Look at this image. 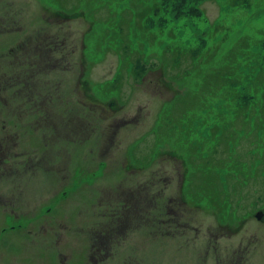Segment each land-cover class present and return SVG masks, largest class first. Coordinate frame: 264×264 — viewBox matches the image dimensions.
<instances>
[{
	"label": "rangeland",
	"instance_id": "rangeland-1",
	"mask_svg": "<svg viewBox=\"0 0 264 264\" xmlns=\"http://www.w3.org/2000/svg\"><path fill=\"white\" fill-rule=\"evenodd\" d=\"M183 10L0 0V264H264V0ZM137 58L151 71L137 77ZM224 66L241 88L217 78Z\"/></svg>",
	"mask_w": 264,
	"mask_h": 264
},
{
	"label": "trees",
	"instance_id": "trees-1",
	"mask_svg": "<svg viewBox=\"0 0 264 264\" xmlns=\"http://www.w3.org/2000/svg\"><path fill=\"white\" fill-rule=\"evenodd\" d=\"M172 1L177 8L179 9V11H181V13L179 15H186L184 12V7L186 4H188L189 2H197V1H201V0H169ZM192 15L195 16H199L200 13L196 10H192L191 11ZM243 44V46H242ZM243 47H249L246 43L241 42V45H235L234 47L230 48L229 53L227 54V58L228 60H231V63L233 64V59H236V57H238L239 55H241V53H243L242 48ZM250 48V47H249ZM177 50L180 49L184 52V48H176ZM240 51V53H239ZM187 54L188 56L186 57V59L190 60L187 61L185 63L187 64H191V61L193 63H195V61L197 62L201 57H202V52H201V48H198V50L195 49H191L190 51L187 49ZM254 56L256 58H254ZM254 56L252 57L253 60H256V63L258 64V69L256 74H260L263 76L264 78V57L261 56L260 54H254ZM173 64L176 65H180V57H178V55H176V57L173 60ZM134 67L137 68L136 69V75L137 77H139L140 75H143L145 72H147L148 69H151V67L145 65L142 60L140 58H137L135 60L134 63ZM147 67H149L147 69ZM195 70V69H193ZM255 74V76H256ZM211 77V76H209ZM217 78L221 79L224 82V85L227 86V90L231 91V90H236L238 88L242 87V84L240 81H237V79L234 77V69H232L230 66L229 67H222L220 69V71L217 73ZM258 78L256 77L255 80H257ZM254 80V81H255ZM259 82H261L260 80H262L261 84L263 86V90H264V79H258ZM210 80L206 79V85L204 86V88L208 89L210 88ZM259 87H256V89H258ZM211 89V88H210ZM264 92V91H263ZM232 100H237L239 102L238 104V110L236 111L237 114H243V118H245V114L246 111H248V105H249V94L248 93H244L243 90L238 91L236 94L233 95ZM258 111L260 112V116L263 117L264 119V102L260 104V107L258 108ZM242 116V115H241ZM258 118V117H256ZM259 120V119H255L256 123H253L252 126H255L258 130H261L262 127L264 126V123L262 121L264 120ZM235 120H237V117H235ZM250 126V125H249ZM243 130H245L244 127H242ZM241 171L247 172V169H243ZM236 170V173L240 176H242V172ZM253 170L250 169V172H252ZM224 199H220L219 201H223ZM235 201V200H234ZM260 201H262V199L257 200L256 202H254L255 204L259 203ZM230 202H232V198L230 199Z\"/></svg>",
	"mask_w": 264,
	"mask_h": 264
},
{
	"label": "flooded vegetation",
	"instance_id": "flooded-vegetation-1",
	"mask_svg": "<svg viewBox=\"0 0 264 264\" xmlns=\"http://www.w3.org/2000/svg\"><path fill=\"white\" fill-rule=\"evenodd\" d=\"M152 69V68H151ZM151 69H149V71H151ZM84 96L87 98V99H89L90 101H93V102H95V103H97V104H100V102H99V100L97 99L96 101L92 98V96L87 92V91H84ZM115 103L114 102H112L111 103V105H114ZM103 106H110V104L109 103H107V102H105L104 104H103ZM113 125V124H112ZM113 127H114V125H113ZM87 132H88V134H90L91 135V132H94V131H92V130H87ZM116 133V132H115ZM107 137H109V139H110V141H111V139L114 137V134H111V133H105V138H104V136L102 135V140H101V143L99 142V145H98V148H97V150H100L103 146H104V139H107ZM89 138V136L87 137V139ZM1 149V148H0ZM2 158H4V156L2 157ZM128 160V159H127ZM125 158L124 159H122V164H123V168L126 170V172L128 173V174H135L138 170L140 171L142 168H144V166L143 167H141L140 168V166L138 165V163H136L135 165H131L130 163H129V161H127ZM134 171H136V172H134ZM186 174V173H185ZM151 181H152V179H151ZM153 182V181H152ZM142 186V185H141ZM141 186L140 187H134V188H128V192H130L129 193V195H132V196H136V197H139V195H140V189H141ZM115 216H117V215H115ZM170 217H172V215H170ZM114 222V221H113ZM109 223V226L108 227H110L111 229H114L113 227H112V225H111V222H108ZM230 230V228L228 229V231ZM103 235H105L104 233H102Z\"/></svg>",
	"mask_w": 264,
	"mask_h": 264
},
{
	"label": "water",
	"instance_id": "water-1",
	"mask_svg": "<svg viewBox=\"0 0 264 264\" xmlns=\"http://www.w3.org/2000/svg\"><path fill=\"white\" fill-rule=\"evenodd\" d=\"M77 14H75L74 16H76ZM255 217L260 220V221H263L264 220V212L260 211L258 212Z\"/></svg>",
	"mask_w": 264,
	"mask_h": 264
}]
</instances>
